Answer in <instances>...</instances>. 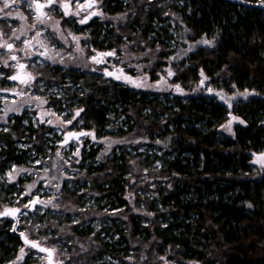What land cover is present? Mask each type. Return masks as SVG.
Listing matches in <instances>:
<instances>
[{"label":"trees","instance_id":"trees-1","mask_svg":"<svg viewBox=\"0 0 264 264\" xmlns=\"http://www.w3.org/2000/svg\"><path fill=\"white\" fill-rule=\"evenodd\" d=\"M104 2L112 15L124 8L118 0ZM126 10L135 14L124 26H101L97 19L93 20L94 45L105 49L100 51L113 55L114 47L136 51L148 47L152 50L149 56L157 54L159 58L147 70L152 80L159 77L160 61L170 56L174 60L170 70L174 83L191 87L203 70L218 87L230 92L235 85L240 91L254 89L258 95L227 106L209 92L183 98L170 96L169 92L132 89L116 79L103 82L97 74L84 78L81 92L73 95L84 107L87 124L93 125L97 134L137 137L136 148L151 143L159 152L164 150L159 170L154 165L157 154L132 153L125 147L118 157L114 153L113 158L102 162L96 171L103 174L99 179L108 182L104 190L115 202L113 209L127 204L122 196L129 182L126 173L139 171L140 176L146 168V176L167 179L158 187L156 198L161 200V207L148 199L147 209L154 212L149 222L143 224V215L126 205V221L116 223L112 219L106 229L101 226L93 233V246L84 256L102 264L116 258L124 261L134 250V241L139 246L152 244L161 253L170 247L182 261L264 264V175L257 176L251 163V152L264 150V0H131ZM172 12L179 14V30L184 29L182 24L193 44L183 55L177 52L178 56L173 52L182 45L173 47L170 42L176 41L178 31L170 19ZM125 34L128 36L124 39ZM128 43H132L131 48L126 47ZM46 70L47 77L60 79L57 67ZM4 86L2 82L0 89ZM230 114L246 122L236 126L234 137L218 129ZM23 127L18 118L7 128H0V178L11 162H20L24 150L17 145L24 134ZM34 146L40 151L38 143ZM134 164L138 170H134ZM5 187L0 181V202L6 197ZM61 198L79 208L76 192L64 193ZM166 213L174 220L171 224L163 220ZM77 214L85 220L93 211L78 209ZM35 223L33 220L19 227L28 237L37 239ZM45 225L60 227L56 220ZM79 225L69 226L76 235L94 232L86 226L83 235L77 230ZM2 235L0 264L9 253L8 245L23 243L12 228L0 227V238Z\"/></svg>","mask_w":264,"mask_h":264},{"label":"rangeland","instance_id":"rangeland-1","mask_svg":"<svg viewBox=\"0 0 264 264\" xmlns=\"http://www.w3.org/2000/svg\"><path fill=\"white\" fill-rule=\"evenodd\" d=\"M47 1L8 0L10 6L5 8L4 0H0V8H3L0 12V86L4 82L6 89L16 92L14 96L0 92V128H7L18 118L24 126V134L17 145L24 150L20 162H11L1 173L0 181L6 184L7 194L0 202V212L7 207H19V225H30L35 220L34 228L38 236L35 240L53 248L58 264H102L96 258L91 260L84 256L93 246V233L101 226L106 229L112 219H116V223L125 222L128 217L126 205L133 212L143 215V224L149 222L154 212L147 209L148 201L153 200L161 207V200L156 198L160 193L158 187L167 179L146 176V168V174L140 176L139 171L126 173L129 182L122 196L127 204L113 209L115 202L104 190L108 182L99 179L103 174L96 171L102 162L113 158L114 153V157H118L125 147L132 153L146 151L151 155L157 154L159 157H156L154 165L159 170L164 150L159 152L158 147L151 143H142L136 148L137 137L97 134L93 125L87 124L84 107L78 105L76 95H73L74 92H81L83 79L97 74L103 82H108L107 78L116 79L132 89L169 92L170 96L183 98L209 92L227 106L257 96L258 92L250 88L240 91L235 85L230 87L229 92L216 86L203 70L199 71V81L191 87L174 83L170 78L174 60L170 56L163 57L159 64V77L152 80L147 70L159 62V58L157 54L151 58L152 50L148 47L143 51L126 50L124 46L117 50L114 47L113 55L100 51L105 49L94 45L91 35L93 20L101 22V26H124L135 14L126 10L131 0H118L119 6L124 8L113 15L105 9L104 0H54L51 5H46ZM170 19L177 24L178 30L176 41H170L171 45H182L173 54L178 52L183 55L193 44L188 40L182 24L184 29L180 27L179 30V14L172 12ZM81 20L85 22L81 23ZM127 36L125 34L123 38ZM131 44L126 47L131 48ZM7 45L12 47L9 49ZM49 67H57L59 80L45 75ZM106 70L108 73H105ZM16 74L20 77L12 79ZM77 112L79 115H76ZM245 124L242 118L230 114L218 129L225 136L234 137L236 126ZM42 125L44 129H41ZM67 133H72L68 142ZM35 143L39 144L40 151L34 148ZM251 155L252 169L257 176H263L264 150L251 152ZM134 170H138L136 164ZM68 192H76L79 196V210L93 211V214L87 215L85 220L80 219L77 207L61 198ZM34 199L37 202L32 209ZM169 216L166 213L163 220L171 224L174 220ZM6 220L11 219H1L0 227L12 228L13 223L8 225ZM54 220L59 223V228L45 225ZM78 223L81 225L77 230L83 235L86 226L94 232L89 236L74 234L69 226ZM18 229L21 230V227ZM127 229L129 232L128 226ZM173 230L176 234L177 228ZM3 239L4 235L0 241ZM49 239L54 241L51 243ZM131 243L134 250L124 261L116 258L103 264H203L193 259L182 261L170 247L161 253L152 244L139 246L137 242ZM8 246L9 253L3 257L2 264H48L46 254L24 243ZM137 250H140L139 255Z\"/></svg>","mask_w":264,"mask_h":264},{"label":"water","instance_id":"water-1","mask_svg":"<svg viewBox=\"0 0 264 264\" xmlns=\"http://www.w3.org/2000/svg\"><path fill=\"white\" fill-rule=\"evenodd\" d=\"M7 48H9V47L7 46ZM15 57H16V54L13 55V58H15ZM22 66H23V64L20 65V69L22 68ZM105 73H108V71L106 70ZM14 77L19 78L20 75L16 74ZM1 92L2 93H9L11 95L16 94V92L12 89H4ZM71 136H72V133L66 134V142H68L71 139ZM33 201H35V203H36L37 199H34ZM33 201H32V206H31L32 209L34 208V205H35V203H33ZM17 210H19V211H17ZM20 214H21V209L19 207H7L2 212H0V219H3L5 217H9L13 221L12 232L19 235L24 244L32 247L34 250H36L38 252L46 254L48 264H58L54 259L53 248L48 247L44 244H41L40 242H38L35 239H31L30 237L27 236V234L24 231H21L18 229V227H19V215ZM33 245H36V246H33ZM41 249H47L48 251H41Z\"/></svg>","mask_w":264,"mask_h":264},{"label":"snow or ice","instance_id":"snow-or-ice-1","mask_svg":"<svg viewBox=\"0 0 264 264\" xmlns=\"http://www.w3.org/2000/svg\"><path fill=\"white\" fill-rule=\"evenodd\" d=\"M9 3H8V0H4V7L7 8L9 7ZM3 11V8H0V12ZM85 21L81 20V23H84ZM9 48L11 47V45H7ZM12 79H16V77H11ZM82 111V110H81ZM76 115H79V112L76 113ZM68 123H71V121H68ZM33 203H35V201H33ZM25 207H27V205H25ZM19 211V210H17ZM33 246H36V245H33ZM41 251H48L47 249H41Z\"/></svg>","mask_w":264,"mask_h":264},{"label":"crops","instance_id":"crops-1","mask_svg":"<svg viewBox=\"0 0 264 264\" xmlns=\"http://www.w3.org/2000/svg\"><path fill=\"white\" fill-rule=\"evenodd\" d=\"M50 2V3H49ZM54 2V0H48L46 5H51ZM41 5V4H40ZM38 5V6H40ZM44 5V4H43ZM12 47V46H11Z\"/></svg>","mask_w":264,"mask_h":264},{"label":"bare ground","instance_id":"bare-ground-1","mask_svg":"<svg viewBox=\"0 0 264 264\" xmlns=\"http://www.w3.org/2000/svg\"><path fill=\"white\" fill-rule=\"evenodd\" d=\"M160 32V31H159ZM169 37V36H168ZM167 38V37H166Z\"/></svg>","mask_w":264,"mask_h":264},{"label":"built area","instance_id":"built-area-1","mask_svg":"<svg viewBox=\"0 0 264 264\" xmlns=\"http://www.w3.org/2000/svg\"><path fill=\"white\" fill-rule=\"evenodd\" d=\"M3 94V93H2Z\"/></svg>","mask_w":264,"mask_h":264}]
</instances>
